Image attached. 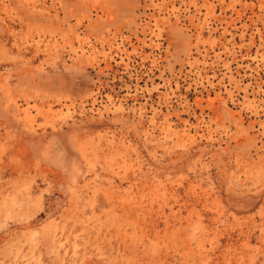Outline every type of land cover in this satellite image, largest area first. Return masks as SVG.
<instances>
[{
  "label": "rangeland",
  "instance_id": "1",
  "mask_svg": "<svg viewBox=\"0 0 264 264\" xmlns=\"http://www.w3.org/2000/svg\"><path fill=\"white\" fill-rule=\"evenodd\" d=\"M0 264H264V0H0Z\"/></svg>",
  "mask_w": 264,
  "mask_h": 264
}]
</instances>
